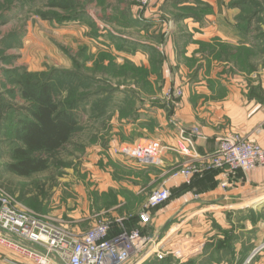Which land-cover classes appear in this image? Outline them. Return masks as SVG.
Returning <instances> with one entry per match:
<instances>
[{"label": "rangeland", "instance_id": "1", "mask_svg": "<svg viewBox=\"0 0 264 264\" xmlns=\"http://www.w3.org/2000/svg\"><path fill=\"white\" fill-rule=\"evenodd\" d=\"M163 1V18L175 22L189 17L202 21L206 15L200 11L199 5H208L202 0ZM240 1L230 0L229 4ZM140 2L0 0V188L34 212L58 220L72 232L91 229L97 220L112 217L115 208L121 210L120 216L138 217L152 191L163 186L172 172L161 177L165 169L158 172L138 167L134 160L114 155L110 149V144L135 143L134 137L141 134H132L133 125H137L141 116L138 125L144 133L152 138L159 136L156 134L158 109L162 108L170 117L174 108L181 106L185 94L178 85L166 87V92L161 84L158 86L164 72L160 70L156 53L152 54L151 67L147 69L128 63L110 48V35L124 36L127 32L122 28L134 25L133 17L138 15ZM251 2L258 7L240 9L241 16L256 15V19L251 24L242 22L243 31L248 27H264V0ZM121 44L124 42L116 41L115 46L119 48ZM53 70L87 79L80 90L74 91V113L81 130L48 159L46 171L21 177L8 169L15 162L13 154L19 145L18 122L26 117L24 108L29 106L17 82L23 75L48 77ZM70 88L66 84L61 89L56 86L54 95L66 101L74 93V88L72 91ZM178 89L182 92L180 97L176 96L178 93L175 95ZM170 91L171 98L167 96ZM174 161L178 165L183 162L180 158ZM204 174L198 173L194 178ZM173 194L172 197L175 191ZM178 219L177 216L171 223L176 224ZM126 227L141 229L137 220ZM169 227L170 222L165 226L166 237L172 236ZM143 228L141 231L148 234L153 227L151 224ZM169 239L162 243L161 249L166 253L171 249Z\"/></svg>", "mask_w": 264, "mask_h": 264}, {"label": "crops", "instance_id": "2", "mask_svg": "<svg viewBox=\"0 0 264 264\" xmlns=\"http://www.w3.org/2000/svg\"><path fill=\"white\" fill-rule=\"evenodd\" d=\"M202 1L211 7L202 21L163 18L164 1L155 0L147 8H139L134 25L122 28L127 32L124 36L110 35V48L138 67L150 69L151 56L157 54L164 72L158 86L161 84L163 90L174 85L184 89L182 104L170 117L158 109L159 136L152 138L144 133L138 125L141 115L133 125L132 134L145 135L134 137L135 143L157 141L167 148L160 165L146 166L158 172L165 169L161 177L186 160L172 150L180 129L200 128L204 139L199 140L197 148L201 154L215 151L220 139L231 133L264 144V27L263 32L254 27L245 32L241 28L242 11L231 7L230 0ZM116 41L124 44L118 48ZM114 146L110 144V148ZM176 158L183 162L178 165ZM224 182L229 183L226 188L222 187ZM163 184L161 187L175 191V196L152 213L151 233L143 234L161 245L170 237L167 243L173 249L193 250L182 264H264V247L255 253L264 246V167L235 175L215 171L189 181L170 175ZM119 212V208L113 209L112 216L128 217ZM177 216L176 224H172ZM130 220L125 226L139 221L138 217ZM169 222L172 236L166 237ZM117 232L114 227L110 236ZM53 259L51 264H61ZM165 259L153 256L142 264H164ZM20 262L0 247V264ZM170 264L177 261L172 259Z\"/></svg>", "mask_w": 264, "mask_h": 264}, {"label": "built area", "instance_id": "3", "mask_svg": "<svg viewBox=\"0 0 264 264\" xmlns=\"http://www.w3.org/2000/svg\"><path fill=\"white\" fill-rule=\"evenodd\" d=\"M151 2L141 0L140 8H147ZM167 93L171 98L172 92ZM175 95L180 97L182 92L178 89ZM178 139L173 150L186 160L175 171L171 170L172 178L189 181L201 172L225 171L235 175L264 167V144L240 134L226 135L215 151L205 154L197 148L199 140L204 139L200 128L180 129ZM110 149L112 154L132 159L143 167L160 165L167 150L157 141L119 144ZM228 185L222 183L224 188ZM171 198L172 192L166 187L152 191L138 215L141 229L151 224L152 213ZM130 218H101L91 229L77 234L52 217L34 212L0 188V247L19 258L20 264H51L53 258L61 264H142L153 256L163 260L168 255L182 264L192 254L193 250L181 247H171L169 253L162 251L161 242L156 243L152 236L143 234L141 229L126 228L125 222ZM114 227L118 232L110 236Z\"/></svg>", "mask_w": 264, "mask_h": 264}, {"label": "trees", "instance_id": "4", "mask_svg": "<svg viewBox=\"0 0 264 264\" xmlns=\"http://www.w3.org/2000/svg\"><path fill=\"white\" fill-rule=\"evenodd\" d=\"M59 5L62 6V2ZM199 6L202 14L207 15L210 12L208 5L202 3ZM231 7L246 11L257 8L258 5H253L251 0H244V2L241 0L232 4ZM255 19L256 15L241 17L242 22L249 24ZM259 27L261 28V25ZM260 28L257 29L260 30ZM242 29H244L243 26ZM248 30L250 27L246 28L245 32ZM50 73L48 77L23 75L17 82L20 85L22 97L29 106L23 107L26 117L18 122L16 140L19 145L13 154L15 162L8 166V169L21 177H30L46 171L49 166L48 159L67 146L74 135L81 130L77 114L74 113L76 109L74 91L80 90L87 79L79 74L59 70H53ZM36 77H39L38 80H35ZM64 84L71 87L70 91L73 87L74 93L68 100L61 101L54 92L56 86L61 89ZM213 172L215 171L204 172V176ZM170 259H165L164 264H170L172 262Z\"/></svg>", "mask_w": 264, "mask_h": 264}]
</instances>
